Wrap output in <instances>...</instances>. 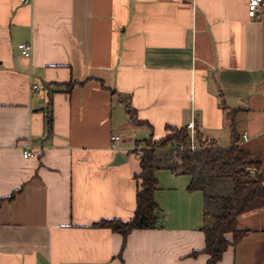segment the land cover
Segmentation results:
<instances>
[{
    "label": "crops",
    "instance_id": "obj_1",
    "mask_svg": "<svg viewBox=\"0 0 264 264\" xmlns=\"http://www.w3.org/2000/svg\"><path fill=\"white\" fill-rule=\"evenodd\" d=\"M248 4L0 0V264H207L204 194L188 175L157 172L156 229L95 225L135 217L141 159L126 145L139 135L193 125L228 149L238 110L240 146L264 171V13L250 19ZM239 228L250 232L218 264H264V209Z\"/></svg>",
    "mask_w": 264,
    "mask_h": 264
},
{
    "label": "trees",
    "instance_id": "obj_2",
    "mask_svg": "<svg viewBox=\"0 0 264 264\" xmlns=\"http://www.w3.org/2000/svg\"><path fill=\"white\" fill-rule=\"evenodd\" d=\"M123 102L130 123L152 129L138 120L125 99ZM239 113L238 110L226 111L232 134V145L228 149H222L199 131L192 135L188 128H170V134L158 141L152 137L138 141L133 153H142L139 175L142 184L137 195L135 217L129 222L103 220L95 226L110 229L124 238L135 230L156 229L160 212L154 198L159 185L157 172L169 170L174 174L188 175L191 177L189 191L204 194L206 248L202 253L209 257L207 264H218L228 248L237 245L250 232L239 228V219L264 209V171L261 163L254 161L251 154L240 146L236 123ZM14 197L15 194L10 199Z\"/></svg>",
    "mask_w": 264,
    "mask_h": 264
},
{
    "label": "built area",
    "instance_id": "obj_3",
    "mask_svg": "<svg viewBox=\"0 0 264 264\" xmlns=\"http://www.w3.org/2000/svg\"><path fill=\"white\" fill-rule=\"evenodd\" d=\"M24 3H27L30 0H21ZM261 13H264V0H249V4H248V15L250 17V19H256ZM18 49L20 51V53L22 54L23 57L25 58H30L32 56V46L30 44H21L18 46ZM34 89H38V87H34ZM189 129H193V125H190ZM112 140L116 143L121 141V137L119 136H115L112 138ZM194 149V148H193ZM140 158L142 156V153L139 152L137 154ZM33 153L30 151L29 148H27L24 151V157L27 158H31L33 157Z\"/></svg>",
    "mask_w": 264,
    "mask_h": 264
},
{
    "label": "rangeland",
    "instance_id": "obj_4",
    "mask_svg": "<svg viewBox=\"0 0 264 264\" xmlns=\"http://www.w3.org/2000/svg\"><path fill=\"white\" fill-rule=\"evenodd\" d=\"M121 134H123L124 136H126V139H128V135H129V134H127V132H126V133L120 132V133H119V136H120ZM144 138H145V137L139 135V137L135 138L131 143L128 142L127 145H126V147L129 148V150H130V149H132V148L135 147V145H136V143H137V142H136L137 140L141 141V140H143ZM222 144H223V143H222ZM164 173H165V174H164ZM167 173H168V172H163L164 175H169V174H167ZM166 179H168V178H166Z\"/></svg>",
    "mask_w": 264,
    "mask_h": 264
}]
</instances>
